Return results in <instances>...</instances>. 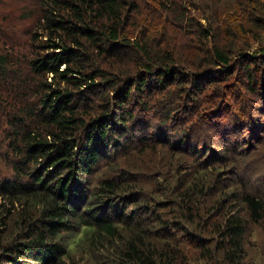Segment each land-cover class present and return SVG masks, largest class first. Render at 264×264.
<instances>
[{
  "label": "trees",
  "instance_id": "16d2710c",
  "mask_svg": "<svg viewBox=\"0 0 264 264\" xmlns=\"http://www.w3.org/2000/svg\"><path fill=\"white\" fill-rule=\"evenodd\" d=\"M38 1L40 13L23 14L33 15L37 26L25 43L0 36L10 45L0 50V264H244L249 226L264 237V172L244 166V181L220 182L214 189L231 194L230 204L207 198L204 188L217 184L221 167L237 160L229 156L235 152L231 137L241 140V129L257 126L244 118V127L237 128L236 120L223 127L241 107L222 100L220 84L242 64L249 91L259 92L250 72L264 73V50L259 59L243 50L233 64L231 50L218 39L221 26L209 18L205 25L193 0ZM143 1L163 13L161 22L148 26L163 31L169 21L210 39L200 64L179 54L171 37L160 36L151 46L155 36L146 35L151 29L138 16ZM222 1L235 8L243 0ZM208 2L203 13L216 14L221 1ZM248 8L239 10L255 13L251 26L240 22L239 34L264 36V9ZM225 33L238 36L232 26ZM224 103L227 116L214 121ZM213 124L215 134L203 146L201 135ZM134 131L142 142L132 140ZM221 138H228L224 154ZM193 146L192 153L185 151ZM148 148L189 164L170 168L152 158L151 167L128 166L130 154ZM182 166L188 182L172 183ZM144 171L160 174L162 188L141 187ZM187 236L200 250L192 257L197 261L171 248Z\"/></svg>",
  "mask_w": 264,
  "mask_h": 264
},
{
  "label": "rangeland",
  "instance_id": "374dc122",
  "mask_svg": "<svg viewBox=\"0 0 264 264\" xmlns=\"http://www.w3.org/2000/svg\"><path fill=\"white\" fill-rule=\"evenodd\" d=\"M209 0H193V2L197 3L199 5V10L198 12H202L203 15L206 16L205 19V25L207 21V18L212 20V22L218 24L221 26V35L218 36V39H221V45L225 48L229 47L228 50H231L233 60L232 63L235 64L240 60L241 57L238 56L240 52L245 51V56H255L256 59H259V56L261 55V50H264V36H243L242 34H239L241 32V29H237L239 27V23L244 21L245 27L246 26H251L248 25V18L250 15L255 14H248L241 12L240 6L243 5L244 7H260L264 9V0H243V1H237L235 3V8L229 4L226 3L222 0L221 1V6L218 7V12L216 11V14L211 15L210 13H203V8L207 6ZM215 1V0H214ZM154 5H157L156 3L147 1V2H142L140 5L139 13L138 16L139 18L144 17L145 22H146V27L151 29L149 31H146V35L151 38L152 36H155L154 40H151L152 43L151 46L153 47L154 45L155 48L158 46L157 41L161 38L164 37H171L172 39V44L176 47V50L179 52V54H182L183 56H189L191 58H196V63L200 64L202 57L205 55V51L210 44L208 41L210 39H202L201 36H196V31H190L188 32L187 28H179L176 25L172 24L171 22H167L163 25V31L159 28L156 27L155 25H149L150 22L152 24H155L156 22H161V19L159 18L163 13L157 9ZM196 5V4H195ZM240 5V6H239ZM213 8L215 7V4H212ZM248 8V9H249ZM29 11L32 13L33 11H37L40 13V4L38 0H0V36H8V38L13 39L16 43L19 42V45H22L23 43L28 40L27 38L29 35L30 30L33 27V31L36 29L35 23H34V16H29V18L25 17L23 15L25 12ZM254 10V9H250ZM249 11V12H250ZM34 14V13H33ZM203 23V24H204ZM229 26L233 27V32H237L238 36H227L225 33V28ZM154 28V29H152ZM205 28V27H204ZM247 28V27H246ZM131 31L137 30V28L130 27ZM142 30V29H141ZM224 30V31H223ZM145 35V36H146ZM227 38V41L225 42L223 38ZM199 38V39H198ZM202 39V40H200ZM156 40V41H155ZM230 42L232 43L230 46ZM8 46L9 43L3 42L0 40V50L2 49H7L9 48ZM258 62V61H257ZM258 64V63H257ZM219 68V67H218ZM259 68L262 69L264 68L263 65L259 64ZM219 70V69H218ZM235 74L233 77H228L227 82H217V84L221 85V95L223 94L224 100L226 103L230 102L231 98V104L232 106L234 105H239L241 107L240 113L235 116H239V118L236 119V117L230 118V115H228V120L223 122V125L226 124L227 127L228 122H234L236 120V127H244L247 125V122L250 120L252 124L256 123L257 126H259V129L257 130V126L255 125L252 126L251 131H248L247 128L241 129L239 133L244 134L245 136L243 139H241L246 146L243 144L241 140L235 139L237 135L234 137H231L234 139V143L231 144L232 146L229 148L230 153L229 156H232V154H235L237 156V160H235V163L228 162L224 166L221 167V178L216 175L214 180L217 181V184H213L210 186V188L206 187L204 188V191H206V196L207 198L210 199H228L227 204L232 203L233 199L230 197L231 194H224L220 193V191L215 187L219 186L218 184L221 182V186L224 184H239L240 181H244V179L241 177L243 173H246L247 169L243 168L244 166H247L250 168V170H255L256 168L260 170L261 172H264V73H260L261 71L252 69L250 74L253 77V80L257 82V90L259 92H251L249 91V87H247V81L245 79V74H246V69H244L242 64H239L238 69L234 71ZM263 79L260 81V78ZM212 78H215L216 80V75L214 74ZM214 81V80H213ZM230 84V85H229ZM231 87V88H229ZM207 96L211 93L210 96H214L210 90H206ZM258 94V95H257ZM227 96V97H226ZM224 103V107L221 109V113L219 112L216 118L214 119L221 121L224 119L227 114V105ZM244 118H248V121H246ZM217 126L213 124V128L211 131H206L202 133V140L204 141L203 146H208L210 144L209 140V134L212 133L213 135L215 134V128ZM135 132V131H134ZM148 131H142V135L144 133H147ZM148 135V134H146ZM140 135L135 132L134 138L132 140L138 142L139 138V143L142 142V140L139 137ZM123 137H120L122 139ZM227 139L221 138L220 141H218V144L221 146L222 142L223 144L227 143ZM149 140V139H147ZM176 140L178 141V138H173L172 142ZM125 141V140H124ZM181 141V140H180ZM171 142V143H172ZM129 143V142H128ZM188 143V142H186ZM193 142L188 143V147L192 146ZM116 146V145H115ZM127 149H129L130 144L127 145ZM236 146H239V149H234ZM186 147V148H188ZM243 148V153H241ZM185 147H182L181 150H184ZM213 149H216L215 146L213 145ZM218 149L221 150V153L224 154L227 146H221L218 147ZM234 149V150H233ZM241 149V150H240ZM120 150V149H119ZM196 148L193 146V150H185L189 151L192 153L195 151ZM200 152V148H198ZM239 150V151H238ZM214 151V150H213ZM120 152H123L120 150ZM127 152V150L125 151ZM129 152V151H128ZM188 152V153H189ZM200 155V153H199ZM140 157L144 159L143 163L139 162ZM164 157V159H163ZM172 158L169 154L163 153L162 151L158 153L157 151L154 150V148H148L145 149L142 152H135L133 154H130L128 157L129 163L128 166L132 164H145L150 163L149 167L153 166L154 164L150 162L152 158H154L159 164L160 161H167L170 164V168H173V166L176 163L183 164V165H188L189 163L186 161H179L172 159L173 161H169L167 158ZM151 158V159H150ZM171 160V159H170ZM200 160V159H199ZM205 160V159H204ZM202 160V161H204ZM136 161V162H134ZM201 161V160H200ZM190 162V161H189ZM167 164L164 163L160 167L167 168ZM145 170V167L142 166ZM183 167V168H182ZM181 169L179 170L178 173L180 175L179 177H176L175 174L171 175L172 183L173 180H185L183 184H186L188 182L189 173L184 172L186 169H184L187 166H182ZM104 170V167L101 169ZM173 170V169H172ZM147 174L145 178H143L141 181L145 182V184L141 183V187H144V189L149 192L152 191L156 188H162L164 179L160 177L159 175H156L155 172L151 171H144ZM168 172V171H167ZM176 172V171H175ZM154 175V176H152ZM211 178L213 180V174H211ZM157 176V177H156ZM166 176L169 177L170 174L166 173ZM226 181V182H225ZM182 185V182H181ZM219 188V187H218ZM220 189V188H219ZM214 190V191H213ZM155 191V190H154ZM181 192V189H177V194ZM176 195V194H175ZM218 201V200H214ZM233 206L238 207L239 202L237 200H234ZM209 206V204H204V207ZM243 214V212L241 211ZM221 218V217H220ZM188 237V236H187ZM213 243L217 242L218 238L217 236L213 237ZM171 248H179V251H181V256L182 254H185L186 258L190 257H196L200 255V250L197 248V243L192 242V240L188 237L187 240L181 239L180 243L178 245L174 242L171 243ZM245 250H246V256L244 259V264H264V237L263 234L260 230V228L256 225L251 224L249 226V231H248V236H247V241L245 244ZM219 257V255H217ZM222 256V254H221ZM180 259V258H179ZM193 260H196L195 258H192ZM26 264H33V262L26 263ZM221 264L222 261H221Z\"/></svg>",
  "mask_w": 264,
  "mask_h": 264
},
{
  "label": "bare ground",
  "instance_id": "6f19581e",
  "mask_svg": "<svg viewBox=\"0 0 264 264\" xmlns=\"http://www.w3.org/2000/svg\"><path fill=\"white\" fill-rule=\"evenodd\" d=\"M49 10V9H48Z\"/></svg>",
  "mask_w": 264,
  "mask_h": 264
}]
</instances>
